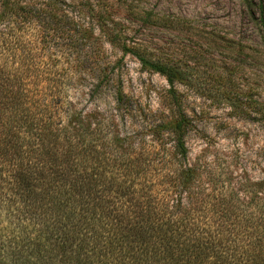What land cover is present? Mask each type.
I'll use <instances>...</instances> for the list:
<instances>
[{
  "label": "trees",
  "instance_id": "1",
  "mask_svg": "<svg viewBox=\"0 0 264 264\" xmlns=\"http://www.w3.org/2000/svg\"><path fill=\"white\" fill-rule=\"evenodd\" d=\"M245 3L264 25V0ZM109 4L0 0V264H264V176L245 196L211 184L187 145L182 70L127 42ZM91 39L163 75L167 108H136L118 60L80 55ZM87 79L91 97L114 86L113 109L80 104Z\"/></svg>",
  "mask_w": 264,
  "mask_h": 264
},
{
  "label": "rangeland",
  "instance_id": "2",
  "mask_svg": "<svg viewBox=\"0 0 264 264\" xmlns=\"http://www.w3.org/2000/svg\"><path fill=\"white\" fill-rule=\"evenodd\" d=\"M109 3L111 24L125 34L127 42L182 70L183 80L176 88L193 123L187 145L192 159L208 164L213 178L209 183L218 190L238 187L242 195L247 185L257 182L253 186L258 188L264 176V121L256 113L254 101L264 102V25L252 20L245 0ZM35 31L26 29L24 40H35L40 51L43 43L34 36ZM91 44L80 55L118 60L114 74L136 108H167L170 85L163 75L142 68L135 55L108 42L103 48L96 40L91 39ZM38 56L48 58L46 53ZM89 82L87 79L71 88L73 93H85L80 104L88 110L113 109L114 86L104 85L91 97ZM258 190L263 195V189Z\"/></svg>",
  "mask_w": 264,
  "mask_h": 264
}]
</instances>
